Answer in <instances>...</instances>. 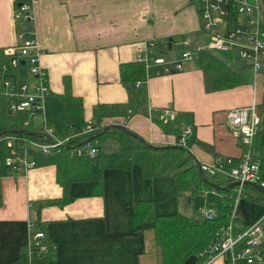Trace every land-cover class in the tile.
Returning <instances> with one entry per match:
<instances>
[{"label":"crops","instance_id":"obj_1","mask_svg":"<svg viewBox=\"0 0 264 264\" xmlns=\"http://www.w3.org/2000/svg\"><path fill=\"white\" fill-rule=\"evenodd\" d=\"M28 1L0 0V50L14 45L17 27L13 10ZM31 13L39 64L46 72L50 91L43 102L42 117L36 119H43L50 127V123L64 124L59 96L66 87L81 101L84 122L94 121L100 105L125 112L126 93L119 83L118 69L120 64L142 56L135 50L138 43H154L170 60L178 58L181 40L198 47L207 43L190 0H34ZM232 54L237 68L217 58L244 80L242 85L206 92L195 55L182 62L179 72L154 75L150 69L138 112L128 118L120 114L102 119L100 125L123 126L154 147L175 146L180 132L189 129L182 148L198 171L199 164L211 163L215 157L238 158L239 138L229 128L226 113L252 101L259 104L264 75L263 71L252 75ZM165 108L176 116L167 132L158 124ZM1 148L0 157L4 154ZM87 159L88 179L70 182L65 194L68 201L62 205L40 206L63 196L51 164L41 162L26 173L9 171L0 177V264H24L22 250L29 225L41 230L44 241L55 249L28 264H160L151 221L134 223L136 204H150V217L178 214L195 219L194 205L213 196L216 208L209 209L217 210L215 216L210 213L215 218L224 192L228 190L234 197V187L220 176L213 177L217 188L176 197L170 176L144 179L137 164L129 170L102 169L97 156ZM246 194L244 198L257 207L255 221L264 213V206ZM234 216L240 226H247L239 222L236 208ZM196 258L188 257L182 264H203ZM209 264L222 263L216 259Z\"/></svg>","mask_w":264,"mask_h":264},{"label":"built area","instance_id":"obj_2","mask_svg":"<svg viewBox=\"0 0 264 264\" xmlns=\"http://www.w3.org/2000/svg\"><path fill=\"white\" fill-rule=\"evenodd\" d=\"M15 3L16 0H10ZM34 0L20 3L13 10L12 20L16 24L15 43L0 50V107L7 114L27 115L22 125L32 124L33 130L27 133L0 135V144L6 154L0 157V165L14 172H23L37 167L36 156H46L53 151L69 149L71 158H92L97 156L96 147L85 143L76 147L77 139L83 143L103 128L95 121H87L77 131L62 135L61 130L50 127L41 119L43 102L49 96L46 72L39 64L40 52L30 23L33 20L31 7ZM200 22V30L207 34L203 47L191 46L187 40L178 43L180 52L175 60L167 59L152 42H141L135 50L142 54L135 61L143 65L146 73L154 70V75L182 70V62L189 61L200 51L235 53L252 75L264 68V20L254 0H190ZM161 50V49H160ZM136 87L139 82H136ZM129 112H127L128 114ZM128 118V117H126ZM175 113L165 108L160 111L158 121L163 124L175 122ZM226 121L231 131L239 138L241 153L233 158L215 157L211 163H201L198 169L209 177H223L234 187V197L227 223L216 234L201 256L203 264L219 259L222 264H264V213L253 223L242 227L235 219L234 208L243 196V184H256L264 187L260 178V154L253 149V139L262 128L256 104L238 107L226 113ZM105 128V127H104ZM189 129H183L176 138V145L183 147ZM87 139V140H86ZM210 213L200 212L195 223L210 221ZM27 243L22 250L24 264L33 258L47 257L54 252V246L44 241L41 230L28 227Z\"/></svg>","mask_w":264,"mask_h":264},{"label":"trees","instance_id":"obj_3","mask_svg":"<svg viewBox=\"0 0 264 264\" xmlns=\"http://www.w3.org/2000/svg\"><path fill=\"white\" fill-rule=\"evenodd\" d=\"M264 5V0H262ZM264 20V17H263ZM224 58H229V53H219ZM197 66L203 76L204 90L215 92L240 86L244 80L222 63L211 52L200 51L197 53ZM264 69V68H263ZM262 69V71H263ZM119 83L126 93L125 112L119 113L113 106L100 105L95 109L96 123L102 119L115 116L130 117L137 113L140 107V100L144 93L146 73L143 65L137 61L120 64L118 69ZM136 82L139 86L136 87ZM63 108L64 124L61 134L67 135L69 131H77L83 125L81 101L70 95L66 87L64 93L59 96ZM257 114L261 119L262 128L253 139V149L261 156L260 178L264 181L263 154H264V79L262 101L256 105ZM127 112H129L127 114ZM27 120V115L17 113L9 115L1 105L0 107V135L14 132L29 134L32 124L23 127L22 123ZM175 123V122H174ZM163 125L158 121L159 126L167 132L174 124ZM124 124V122H123ZM87 140V139H86ZM83 139L76 140V147L88 143L96 147L97 157L100 160L102 169H124L129 170L133 164H137L140 174L144 179H154L170 176L174 180V196H180L187 192H197L204 189L217 188L214 178L204 175L191 164V157L185 149L178 146L154 147L146 144L137 136L132 134L123 126H107L83 143ZM109 143L115 146L114 151H109L106 145ZM3 153L6 154L5 150ZM3 154V155H4ZM36 164L47 163L56 168V183L62 188L63 196L59 201H49L43 205H62L68 201L66 198L67 185L70 182L88 179V159L78 157L74 161L69 155V149L56 150L46 156L34 157ZM235 161L236 158H233ZM11 171L0 165V177L6 176ZM14 172V171H13ZM245 194L253 202L264 206V195L255 192L250 186H243ZM233 197L227 190L224 192L223 203L218 215L210 221L195 223L178 214L150 217V204L139 202L133 208L134 223L150 220L154 232V243L160 255V264H182L188 257H197L198 263L205 260L201 256L206 247L214 240L217 232L226 225L227 217L231 212ZM264 253V245H263ZM23 264V261H22Z\"/></svg>","mask_w":264,"mask_h":264},{"label":"rangeland","instance_id":"obj_4","mask_svg":"<svg viewBox=\"0 0 264 264\" xmlns=\"http://www.w3.org/2000/svg\"><path fill=\"white\" fill-rule=\"evenodd\" d=\"M248 1L251 2L252 0H248ZM172 51H176V50L172 49ZM211 53L213 55H215L216 57L221 58L227 64L237 68V65H236L237 60H236L234 54L231 55L232 56L231 62H229L228 58L222 57L218 52L212 51ZM262 73L264 75V69H263ZM57 115H58V117L60 119L59 108H57ZM37 122H38V119L35 120V124ZM50 124H51V127H53L56 130L61 129V126H62V122L61 123L58 122V123H55V124L54 123H50ZM1 147L2 146L0 144V155H1V149H2ZM106 147L108 148L109 151H114V149H115V146L113 144H111V143H109V145L107 144ZM243 196H245L244 192H243ZM215 201H217V200L213 196L209 197L207 200L206 199L205 200H201L200 203L197 202L194 205L193 210H195V212H197V215L200 212H206V213H212V215L215 216L216 213H217V210L215 211L213 209V211H212L211 209H209V207L216 208ZM235 208H236V216L239 217V222L241 224L247 223L246 225H249V224L254 222V221H252V219L254 218V216L257 213V207H255V205L252 204L250 201L246 200V198L241 197L238 200Z\"/></svg>","mask_w":264,"mask_h":264},{"label":"water","instance_id":"obj_5","mask_svg":"<svg viewBox=\"0 0 264 264\" xmlns=\"http://www.w3.org/2000/svg\"><path fill=\"white\" fill-rule=\"evenodd\" d=\"M257 4L258 8L261 11L262 16L264 17V5L262 0H254ZM263 174H264V154H263ZM238 183H234L233 186H237ZM243 186H250L255 192L264 195V187L256 185V184H243Z\"/></svg>","mask_w":264,"mask_h":264}]
</instances>
